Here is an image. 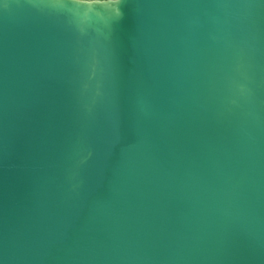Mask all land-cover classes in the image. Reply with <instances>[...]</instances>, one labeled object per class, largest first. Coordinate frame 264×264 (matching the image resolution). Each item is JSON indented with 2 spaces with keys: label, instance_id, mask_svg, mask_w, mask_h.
I'll return each instance as SVG.
<instances>
[{
  "label": "water",
  "instance_id": "95a60500",
  "mask_svg": "<svg viewBox=\"0 0 264 264\" xmlns=\"http://www.w3.org/2000/svg\"><path fill=\"white\" fill-rule=\"evenodd\" d=\"M0 264H264V0H0Z\"/></svg>",
  "mask_w": 264,
  "mask_h": 264
}]
</instances>
